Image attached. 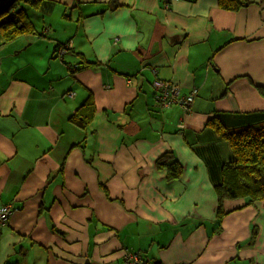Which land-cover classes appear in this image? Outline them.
<instances>
[{
    "label": "crops",
    "instance_id": "crops-1",
    "mask_svg": "<svg viewBox=\"0 0 264 264\" xmlns=\"http://www.w3.org/2000/svg\"><path fill=\"white\" fill-rule=\"evenodd\" d=\"M242 1L57 0L77 9L63 30L47 2L43 35H0V264H264V200L224 199L216 223L232 155L207 125L264 122V0ZM155 79L195 89L188 109L158 105Z\"/></svg>",
    "mask_w": 264,
    "mask_h": 264
},
{
    "label": "trees",
    "instance_id": "trees-1",
    "mask_svg": "<svg viewBox=\"0 0 264 264\" xmlns=\"http://www.w3.org/2000/svg\"><path fill=\"white\" fill-rule=\"evenodd\" d=\"M47 1L50 0H15L7 11L1 13L2 43H7L17 36L43 35L44 31L37 30L30 15L36 14L33 10L42 9ZM218 3L222 8L237 9L243 1L218 0ZM86 64L90 62H81L82 66L72 71L79 70ZM94 110L95 105L88 98L71 115V120L81 124L88 123ZM207 125L228 143L232 155L230 160L223 163L220 179L214 184L218 199L216 223L219 226L224 215L222 210L224 199L245 198L248 202L264 200V122L228 129L218 119L211 118ZM156 162L158 167L166 169V176L169 179L179 177L182 172V165L171 152H165Z\"/></svg>",
    "mask_w": 264,
    "mask_h": 264
},
{
    "label": "built area",
    "instance_id": "built-area-1",
    "mask_svg": "<svg viewBox=\"0 0 264 264\" xmlns=\"http://www.w3.org/2000/svg\"><path fill=\"white\" fill-rule=\"evenodd\" d=\"M62 51L60 50V52ZM152 86L156 94V102L162 107L179 104L183 109H188L196 94V90L192 89L187 95H181L178 84L168 80L155 79ZM11 213L12 207L10 204L0 207V226L8 221ZM123 257L126 264H153L151 258L138 251L125 250Z\"/></svg>",
    "mask_w": 264,
    "mask_h": 264
},
{
    "label": "rangeland",
    "instance_id": "rangeland-1",
    "mask_svg": "<svg viewBox=\"0 0 264 264\" xmlns=\"http://www.w3.org/2000/svg\"><path fill=\"white\" fill-rule=\"evenodd\" d=\"M57 1V0H56ZM55 0H50V1H47V2H50L52 4H54V9L51 13L53 19H54V24L57 26V30H60L62 29L63 30V27L64 25L60 24L61 23H66V18L63 16V14L65 13L64 12V8L66 7L64 3H61V2H56ZM46 4L45 7L42 6V9H39L38 11L37 10H33V12H36V14L38 15V18H35L34 14L33 16L30 15V17L32 18V21L35 22V24L37 25V27L39 26L40 27V18L42 17V15L45 14L46 12V9L49 8V5L51 4ZM75 3V2H73ZM66 13H70V10L73 11V14H76L77 12V9L76 8H69V7H66ZM65 13V14H66ZM68 21V20H67ZM69 22V21H68Z\"/></svg>",
    "mask_w": 264,
    "mask_h": 264
},
{
    "label": "water",
    "instance_id": "water-1",
    "mask_svg": "<svg viewBox=\"0 0 264 264\" xmlns=\"http://www.w3.org/2000/svg\"><path fill=\"white\" fill-rule=\"evenodd\" d=\"M15 0H0V14L7 11Z\"/></svg>",
    "mask_w": 264,
    "mask_h": 264
}]
</instances>
